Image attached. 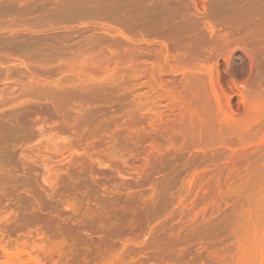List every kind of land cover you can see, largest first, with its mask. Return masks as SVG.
Segmentation results:
<instances>
[{
    "label": "rangeland",
    "instance_id": "obj_1",
    "mask_svg": "<svg viewBox=\"0 0 264 264\" xmlns=\"http://www.w3.org/2000/svg\"><path fill=\"white\" fill-rule=\"evenodd\" d=\"M0 264H264V0H0Z\"/></svg>",
    "mask_w": 264,
    "mask_h": 264
},
{
    "label": "bare ground",
    "instance_id": "obj_2",
    "mask_svg": "<svg viewBox=\"0 0 264 264\" xmlns=\"http://www.w3.org/2000/svg\"><path fill=\"white\" fill-rule=\"evenodd\" d=\"M161 77V76H160ZM160 77H159V79H160ZM254 77V76H253ZM162 78V77H161ZM170 78V77H169ZM168 78V79H169ZM156 79H158V78H156ZM159 79L157 80L158 82H160V81H162L163 79H166V78H163L162 80L160 79V81H159ZM255 79V78H254ZM175 80V79H174ZM174 80L172 81L173 83H172V85L175 83L174 82ZM253 80V79H252ZM164 81H166V80H164ZM169 81V80H168ZM176 81V80H175ZM158 82H157V85H158ZM163 82V81H162ZM167 82V81H166ZM170 83H171V81H169ZM253 82V81H252ZM258 82V81H257ZM164 83V82H163ZM162 83V84H163ZM161 84V83H160ZM166 84V83H165ZM165 84H163L164 86H165ZM169 84V83H168ZM178 84V83H177ZM176 84V85H177ZM251 84V83H250ZM156 84H155V86H157ZM169 85H171V84H169ZM163 86V87H164ZM166 86H167V84H166ZM165 86V87H166ZM178 86H180V84H178ZM177 86V87H178ZM183 86V85H182ZM154 87V86H153ZM173 87V86H172ZM169 88V87H168ZM171 89V88H170ZM173 89V88H172ZM178 89H180V88H178ZM161 89H159V90H153V99H152V97H151V101H153V102H156V104H158V100L156 101V99H158V98H160L161 99V104H163V102H162V100H163V98H166L168 95H166L165 97H163L164 96V92H162V91H160ZM175 90H176V88H175ZM175 90H174V92H175ZM183 90V89H182ZM156 92V93H155ZM171 92H172V90H171ZM165 94H167V93H165ZM169 94V93H168ZM172 94V93H171ZM181 94V93H180ZM184 95V94H183ZM176 96V95H175ZM178 96V95H177ZM228 96V95H227ZM247 96V95H246ZM182 97V96H181ZM232 97V96H231ZM169 98V97H168ZM185 98H186V96H185ZM224 98H225V96H224ZM187 99V98H186ZM226 99H228V98H226ZM231 99V98H230ZM245 99V98H244ZM247 99V98H246ZM182 100V99H181ZM221 100V99H220ZM187 101H188V99H187ZM226 101V100H225ZM260 101V100H259ZM148 102V101H147ZM153 102H152V104H153ZM165 102V101H164ZM178 102H180V101H178ZM151 103V102H150ZM226 103V102H225ZM231 103V102H230ZM229 103V104H230ZM233 103V102H232ZM160 104V105H161ZM169 104V103H168ZM253 104H254V102H253ZM258 104H261L262 105V102H260V103H258ZM164 105V104H163ZM172 105H176V103L175 104H172ZM236 105V104H235ZM260 105V106H261ZM162 106V105H161ZM222 106V105H221ZM225 106V105H224ZM252 107L254 106V105H251ZM163 107V106H162ZM167 107V106H166ZM178 107V106H177ZM174 108V109H178V108ZM168 108V107H167ZM167 108H163V109H165V110H167ZM170 108H172V107H170ZM170 108H168L169 110H170ZM228 108V107H227ZM237 108V107H236ZM240 108V107H239ZM249 108H251V107H249ZM263 108V107H262ZM162 108H160V110H161ZM173 109V108H172ZM173 109V110H174ZM187 109V108H186ZM231 109V108H230ZM254 109V108H253ZM181 110V109H180ZM232 110V109H231ZM163 111V110H162ZM168 111V110H167ZM171 111V110H170ZM165 112V111H164ZM174 112V111H173ZM176 112H178V111H176ZM233 112V111H232ZM163 113V112H162ZM169 113V112H168ZM170 113H172V112H170ZM169 113V114H170ZM229 113V112H228ZM235 113V112H234ZM187 114V113H186ZM188 115V114H187ZM228 115V114H227ZM237 115V114H236ZM239 115V114H238ZM177 116V115H176ZM231 117H232V115H230ZM229 116V117H230ZM166 117V116H165ZM170 117H171V115H170ZM196 117V116H195ZM230 117V118H231ZM236 117V116H235ZM168 118V117H167ZM172 118H174V117H172ZM176 118V117H175ZM180 119V120H184L185 119V111L183 112V110L179 113V116L176 118V119ZM190 118V117H189ZM238 118V117H237ZM169 119H171V118H169ZM168 119V120H169ZM197 119V118H196ZM167 120V121H168ZM189 119L187 118V120L186 121H188ZM192 120H194V116H193V119ZM198 120V119H197ZM195 121V120H194ZM201 121H202V119H201ZM172 122V121H171ZM180 122H182V121H178V124H180ZM193 122V121H192ZM166 123H168V122H166ZM170 123V122H169ZM177 123V122H176ZM183 123V122H182ZM185 123V122H184ZM200 123V122H199ZM174 124H175V122H174ZM177 124V125H178ZM194 124V123H193ZM193 124H191V125H193ZM181 125V124H180ZM191 125H190V127H191ZM195 126H196V124H194ZM202 125V124H201ZM200 126V125H199ZM176 127V126H175ZM178 128V127H177ZM187 128V127H186ZM192 129L194 128V126L193 127H191ZM188 129V128H187ZM184 130V129H183ZM194 130V129H193ZM188 132V131H187ZM193 134V133H192Z\"/></svg>",
    "mask_w": 264,
    "mask_h": 264
}]
</instances>
